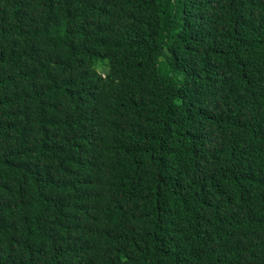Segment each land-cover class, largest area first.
<instances>
[{
  "label": "trees",
  "instance_id": "16d2710c",
  "mask_svg": "<svg viewBox=\"0 0 264 264\" xmlns=\"http://www.w3.org/2000/svg\"><path fill=\"white\" fill-rule=\"evenodd\" d=\"M0 264H264V0H0Z\"/></svg>",
  "mask_w": 264,
  "mask_h": 264
}]
</instances>
